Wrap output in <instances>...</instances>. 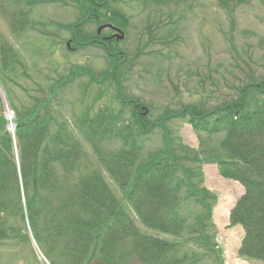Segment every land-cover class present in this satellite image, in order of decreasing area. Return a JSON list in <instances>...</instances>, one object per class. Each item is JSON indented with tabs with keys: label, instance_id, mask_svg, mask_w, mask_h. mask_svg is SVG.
Masks as SVG:
<instances>
[{
	"label": "trees",
	"instance_id": "obj_1",
	"mask_svg": "<svg viewBox=\"0 0 264 264\" xmlns=\"http://www.w3.org/2000/svg\"><path fill=\"white\" fill-rule=\"evenodd\" d=\"M116 1L78 0L82 18L68 26L69 30L88 42L97 39L98 32L79 29L84 24L113 22L127 26L128 18L115 7ZM182 1L189 0L146 3L169 5ZM21 2L32 4L30 0H0V6L24 30L30 11L19 8ZM84 6L90 13L84 12ZM95 10L99 11L98 21L94 20ZM89 16L91 19H87ZM81 22L82 26L74 30ZM1 50L2 69L10 72L6 49ZM8 50L13 60L17 53ZM108 57L112 62L104 78L115 81L122 109L103 106L92 115L84 113L71 121L51 110V100L34 96L29 106L18 108L10 102L15 112L13 130L7 127L5 113H0V246L29 242L30 230L59 264L85 260L102 264H129L130 260L139 264H204L208 254L198 252L194 246L200 240L208 250L210 238L203 230L210 209L207 207L192 226L184 206L195 196L205 160L216 165L222 177L244 187V194L231 211V226H240L244 231L239 255L264 264V75L258 79L252 76L234 97L219 105L210 107L203 102L179 111V117L187 119L201 141L222 135L220 144L206 150L181 145L179 153L175 142L163 135L166 149L143 156V136L152 133L156 123L161 126V120L172 116L171 112L160 120L149 121L142 111L144 103L122 92L127 59ZM72 68L58 78L57 88L85 75L93 78L86 67ZM93 161L100 168L94 167ZM104 171L119 187L122 198L114 193ZM205 193L209 199L210 193ZM129 210L146 229L175 236L188 231L187 243L192 250L181 249L177 241L149 235L138 227ZM214 264L223 262L218 258Z\"/></svg>",
	"mask_w": 264,
	"mask_h": 264
},
{
	"label": "rangeland",
	"instance_id": "obj_2",
	"mask_svg": "<svg viewBox=\"0 0 264 264\" xmlns=\"http://www.w3.org/2000/svg\"><path fill=\"white\" fill-rule=\"evenodd\" d=\"M30 1V5L21 2L18 6L30 11L29 24L24 30L0 6V77L4 83L3 86L0 80V113H5L7 122L10 118L15 120L10 102L21 108L29 106L34 96L51 100V110L71 121L84 113L92 115L103 106L122 109L115 81L104 78L112 62L104 48L92 44L74 50L75 43L68 45L71 39L68 26L82 18L78 0ZM114 5L128 17V25L123 28L125 38L116 44L127 58L122 92L144 103L149 110V121L162 119L166 112L172 115L161 120V126L156 123L154 131L143 136V156L166 149L163 135L175 142L179 153L181 145L206 150L220 144L222 135L201 141L187 119L178 114L187 105L203 102L210 107L219 105L234 97L252 76L258 79L264 75V0H226V3L189 0L169 5L120 0ZM14 8L11 7L12 11H16ZM97 28L91 23L85 30L94 32ZM2 47L11 62L10 72L2 69ZM9 48L17 53L14 62ZM73 66L90 69L93 78L85 75L57 88L58 78L69 74ZM202 162L195 196L190 195L191 200L184 206L192 226L200 215L203 217L207 207L210 209L203 230L204 236L210 238L208 250L200 240L195 241V250L208 254L204 264H214L218 258L223 264H261L239 255L243 232L240 226H231V210L244 194V187L238 181L222 177L216 165ZM93 166L100 168L94 161ZM104 173L114 193L122 198L119 187ZM203 188L210 193L209 199ZM128 213L149 235L177 241L181 249L192 250L187 243L188 231L179 236L158 233L146 229L132 210ZM28 233L29 242H8L0 246V264H59L57 257L36 241L30 230ZM80 264L102 263L85 260ZM129 264L139 263L130 260Z\"/></svg>",
	"mask_w": 264,
	"mask_h": 264
},
{
	"label": "flooded vegetation",
	"instance_id": "obj_3",
	"mask_svg": "<svg viewBox=\"0 0 264 264\" xmlns=\"http://www.w3.org/2000/svg\"><path fill=\"white\" fill-rule=\"evenodd\" d=\"M119 1V0H117ZM105 10H103L104 12ZM84 12L86 13H90L84 6ZM99 11L95 10V12H93V16L95 17L94 20L95 21H98L99 18H98V14ZM87 19H91V17H87ZM92 21V20H91ZM83 22L81 23H78L77 25L74 26V30H76L78 28V25H81L82 26ZM88 24H91V23H88ZM88 24H84L83 27H79V29H81L82 31L84 32H88L86 31V27ZM110 25L113 26L110 27ZM99 28L102 27V30L98 29V38L97 39H93L91 41H88V42H84L80 39H78V37H76V35L74 33H71V39L69 40L70 41V45L71 43H75L76 44V47H74L75 49L74 50H78L79 48H82V47H87L88 45H92V43L94 44H97L98 46L100 47H103L105 48V50L107 51V53L110 55V56H124L125 57V53L122 52V51H119L118 48L116 47V44L117 42H119L120 40H118L117 38V30L116 29H121L124 31V27L122 26H119L118 24L116 23H113V22H105V23H101L99 24L98 26ZM83 28V29H82ZM103 30L105 31H109V33L106 35L104 34V32H102ZM125 32V31H124ZM111 48L115 49L116 51H111ZM126 58V57H125ZM127 59V58H126ZM125 59V60H126ZM120 63V62H119ZM124 68V67H123ZM125 69V68H124ZM125 71V70H124Z\"/></svg>",
	"mask_w": 264,
	"mask_h": 264
},
{
	"label": "water",
	"instance_id": "obj_4",
	"mask_svg": "<svg viewBox=\"0 0 264 264\" xmlns=\"http://www.w3.org/2000/svg\"><path fill=\"white\" fill-rule=\"evenodd\" d=\"M110 27L113 28L112 25H110ZM100 30H102V27L100 28ZM116 30H117L116 35H117V37H118L117 39H118V40L123 39V38L125 37L124 32H123L122 30H120V29H116ZM147 113H148V110H146L145 114H147ZM6 118H9V115H7ZM15 125H16V123H15V122H11V121H9L8 124H7L8 128H14Z\"/></svg>",
	"mask_w": 264,
	"mask_h": 264
},
{
	"label": "bare ground",
	"instance_id": "obj_5",
	"mask_svg": "<svg viewBox=\"0 0 264 264\" xmlns=\"http://www.w3.org/2000/svg\"><path fill=\"white\" fill-rule=\"evenodd\" d=\"M9 121H12V118H10Z\"/></svg>",
	"mask_w": 264,
	"mask_h": 264
}]
</instances>
